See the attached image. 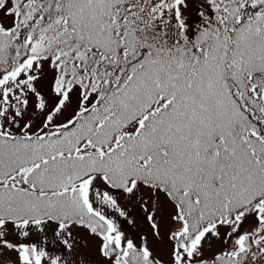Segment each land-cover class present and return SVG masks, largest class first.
Listing matches in <instances>:
<instances>
[{
	"label": "snow or ice",
	"instance_id": "snow-or-ice-1",
	"mask_svg": "<svg viewBox=\"0 0 264 264\" xmlns=\"http://www.w3.org/2000/svg\"><path fill=\"white\" fill-rule=\"evenodd\" d=\"M77 236L89 264H264V0H0V264Z\"/></svg>",
	"mask_w": 264,
	"mask_h": 264
},
{
	"label": "rangeland",
	"instance_id": "rangeland-1",
	"mask_svg": "<svg viewBox=\"0 0 264 264\" xmlns=\"http://www.w3.org/2000/svg\"><path fill=\"white\" fill-rule=\"evenodd\" d=\"M120 203L127 212V220L134 221L133 225H129L125 218L119 217L118 213L114 212L112 209L105 208L106 214L109 215L111 218L115 219L118 223H120L122 229L128 232L130 235L133 232H137L142 235L147 234L146 233L147 225L146 223L142 222L144 213L139 209V205L134 204L132 201H129L125 198H120ZM42 236L48 237L49 242L46 244V248L53 255H60L62 257L68 255V253L66 252V250L61 244L56 243L55 245H53L50 242L52 239V233L50 230H46L44 234L35 233L33 236V239L40 240ZM76 238L78 241L77 246L75 248V253H74L76 259L73 260L72 256L70 255L68 256V259L72 261V264H89L90 261L98 262L99 257L96 255L95 242L89 240L88 246L85 247V242L81 240L79 236H77ZM164 258L167 259L166 256Z\"/></svg>",
	"mask_w": 264,
	"mask_h": 264
}]
</instances>
